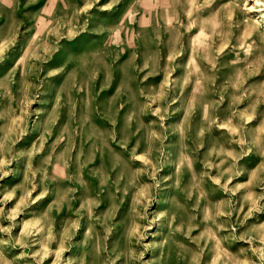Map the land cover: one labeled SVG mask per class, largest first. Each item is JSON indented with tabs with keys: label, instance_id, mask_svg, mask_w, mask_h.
Instances as JSON below:
<instances>
[{
	"label": "rangeland",
	"instance_id": "obj_1",
	"mask_svg": "<svg viewBox=\"0 0 264 264\" xmlns=\"http://www.w3.org/2000/svg\"><path fill=\"white\" fill-rule=\"evenodd\" d=\"M0 264H264V0H0Z\"/></svg>",
	"mask_w": 264,
	"mask_h": 264
}]
</instances>
